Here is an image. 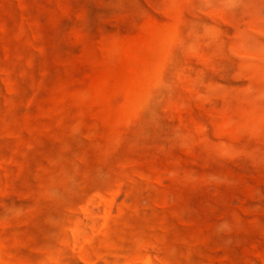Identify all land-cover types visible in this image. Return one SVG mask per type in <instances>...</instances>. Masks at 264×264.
I'll list each match as a JSON object with an SVG mask.
<instances>
[{
    "label": "rangeland",
    "instance_id": "374dc122",
    "mask_svg": "<svg viewBox=\"0 0 264 264\" xmlns=\"http://www.w3.org/2000/svg\"><path fill=\"white\" fill-rule=\"evenodd\" d=\"M0 264H264V0H0Z\"/></svg>",
    "mask_w": 264,
    "mask_h": 264
}]
</instances>
